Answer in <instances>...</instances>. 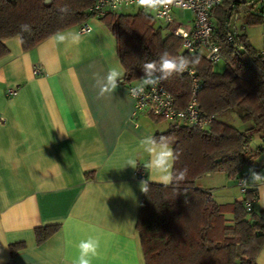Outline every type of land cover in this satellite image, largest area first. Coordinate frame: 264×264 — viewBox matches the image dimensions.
Returning a JSON list of instances; mask_svg holds the SVG:
<instances>
[{
    "label": "crops",
    "instance_id": "1",
    "mask_svg": "<svg viewBox=\"0 0 264 264\" xmlns=\"http://www.w3.org/2000/svg\"><path fill=\"white\" fill-rule=\"evenodd\" d=\"M172 16L175 25L184 27L193 18L191 12L179 10ZM85 22L88 32H80V26L63 30L82 35L78 46L57 45L50 36L25 51L17 45V37L4 41L7 53L0 58V264L10 262L11 246L17 244L23 249L12 264H71L77 255L75 244L88 235L100 239V255L93 264H145L136 231L144 197L140 182L151 175L150 184L164 185L146 166L149 157L139 150V140L165 133L170 124L163 127L165 121L143 112L133 115V100L123 80L112 95L98 98L93 73L122 65L105 24L92 17ZM262 43L264 47V33ZM37 67L40 74L35 75ZM130 158L136 160V168L127 166ZM260 163L261 157L255 171ZM139 167L145 171L143 179L135 174ZM227 182V187L212 192L221 205L239 199L231 195V190L239 189L235 181L233 185ZM249 189L257 192L255 210L264 211V189L257 191L251 185ZM222 194L230 199L225 202ZM45 226L58 230L38 245L35 229ZM262 257L264 247L255 264Z\"/></svg>",
    "mask_w": 264,
    "mask_h": 264
},
{
    "label": "trees",
    "instance_id": "2",
    "mask_svg": "<svg viewBox=\"0 0 264 264\" xmlns=\"http://www.w3.org/2000/svg\"><path fill=\"white\" fill-rule=\"evenodd\" d=\"M94 2L0 0V58L7 53L4 41L9 38L22 37L26 51L57 31L81 26L89 19L88 10ZM257 3L262 5L259 11L254 9ZM64 4L70 8L67 15L58 11ZM263 14L264 0H224L210 12L212 41L223 57V73H216L213 64L199 53L183 54L181 40L168 26L165 31L157 27L151 12L114 13L100 19L115 39L126 86L139 83L144 75L143 65L158 60L161 52L197 58L199 62L190 69L195 72L198 107L203 117L213 119L207 132L170 125L165 133L154 135L171 139L179 154L175 170L188 171L178 187L149 183L144 193L136 231L145 264H255L264 247V211L255 210V190L249 189L241 201L221 205L211 191L195 184L209 174H224L230 179L243 177L241 170L245 166L255 168L261 156L260 146L252 149L250 145L254 133L264 142V52L250 44L245 28L262 25ZM240 18L243 24L237 29L235 23ZM25 23L31 31L21 33L20 25ZM162 84L178 108L187 105L193 83L186 74L173 75ZM231 110H239L242 121L252 124L250 131L239 132L219 121ZM246 204L250 205L249 211ZM57 230V226L35 229L36 243H44ZM21 249L22 244L11 246V260ZM11 260L8 264H12Z\"/></svg>",
    "mask_w": 264,
    "mask_h": 264
},
{
    "label": "built area",
    "instance_id": "3",
    "mask_svg": "<svg viewBox=\"0 0 264 264\" xmlns=\"http://www.w3.org/2000/svg\"><path fill=\"white\" fill-rule=\"evenodd\" d=\"M224 0H165L164 4L155 8L147 9L138 6L137 0H95L89 8V18L101 19L106 15L118 13L123 9L137 8L138 10L151 12L157 22L170 28L173 33L181 40V52L186 55L194 53L201 54L204 59L211 64L224 62L218 46L212 41L213 25L210 20V12L218 8ZM175 10L189 11L192 13V21L188 27L175 25L172 13ZM264 17V14H263ZM80 32L90 31V27L84 22L79 29ZM35 75L40 74V69H34ZM193 83L191 98L183 108L176 106L175 98L165 90L162 82L155 88L148 87L144 94L134 96L132 89L138 84L128 85L126 90L128 96L133 100V115L143 112L153 118L163 119L170 125L195 127L200 131H209L212 118L203 117L197 103L198 87L195 83V72L188 69L184 72ZM11 96L16 95V91L8 92ZM261 163L256 172L264 173V142L260 145ZM136 176L143 179L145 171L139 167ZM250 179L248 176L236 178V185L239 187L243 196L249 190V185H243L241 180ZM247 210H250V205Z\"/></svg>",
    "mask_w": 264,
    "mask_h": 264
},
{
    "label": "clouds",
    "instance_id": "4",
    "mask_svg": "<svg viewBox=\"0 0 264 264\" xmlns=\"http://www.w3.org/2000/svg\"><path fill=\"white\" fill-rule=\"evenodd\" d=\"M47 2V0H46ZM165 0H137L140 7L147 9H155ZM62 15H67L70 8L64 4L58 8ZM29 24H21L20 32H30ZM57 45L64 44L66 46H78L82 40V35L75 31H57L50 37ZM17 45L23 44V38L16 41ZM197 58H189L184 56L175 57L169 52L164 51L159 55L158 60L146 62L143 65L144 75L139 79V84L132 89L134 96L144 94L148 87L155 88L162 81L168 80L173 75H179L187 71L190 67L198 63ZM124 71L118 66H111L106 73L103 70L93 73L94 87L97 89L98 98H103L106 95H112L118 88V81L123 80ZM139 150H142L149 157L147 167L152 173H155L159 182L164 186L176 185L182 181L187 175V168L175 170V164L179 159L178 152L172 147L169 137L146 136L139 140ZM127 166L136 168L137 162L135 159H129ZM250 179L241 180L243 185H251L261 191L264 189V173H258L253 169L249 170ZM149 180L152 181V176L149 175L148 180L140 182L141 191L146 193L149 187ZM77 255L72 259L71 264H93V260L100 255V239L95 235H88L86 238L79 240L75 244ZM264 264V257L258 262Z\"/></svg>",
    "mask_w": 264,
    "mask_h": 264
},
{
    "label": "rangeland",
    "instance_id": "5",
    "mask_svg": "<svg viewBox=\"0 0 264 264\" xmlns=\"http://www.w3.org/2000/svg\"><path fill=\"white\" fill-rule=\"evenodd\" d=\"M262 5L261 3H257L254 7L255 11H259L261 9ZM134 12L133 11H127V10H123L122 14L124 15H132ZM147 15L150 16V13H147ZM233 24V23H232ZM243 24L242 19L240 18V20H238L235 23V27L237 29H240L241 25ZM264 24V23H263ZM262 24V25H263ZM155 25L157 27L162 28L163 31H165V26L162 25L161 23L155 21ZM259 26H251V27H246L245 28V34L248 37V40L251 42V44L253 46H255L256 48L258 47V49H256L257 51L259 50H264V47H261L262 40H263V28H258ZM260 48V49H259ZM213 70L216 73H223L225 71V65L223 62H219L217 64H214L212 66ZM242 113L239 110H231L227 113H225L222 117L219 118V121H221L222 123L229 125L233 128H235L236 130H238L239 132H248L250 131V129L252 128V124L250 122H243L242 121ZM167 123L165 121V123L163 124V127L167 126ZM261 145V140H260V136L256 133H254L252 135V143L250 145V147L252 149H257L259 146ZM253 169L255 170L253 167L250 166H245L242 170H241V175L242 176H248L249 175V170ZM224 174H214L213 176H208V175H203L201 176L199 179H197L195 181V184L198 188L203 189V190H209L211 192H216L217 190H220L224 187H227L224 183L226 180H229V182H227L226 184H230L233 185L231 181H235V179H230L228 178L226 175ZM236 183V182H235ZM231 195L233 196H238L239 199H237V201H241L244 199V196H242V194L240 193V190L238 188H234L233 190H231ZM213 195V194H212ZM215 199V197H213ZM221 198H224V201L226 202V199H230L229 195H221ZM215 201L219 204V202L217 201V199H215ZM231 204V203H228ZM222 205H227V203H223ZM225 217L227 219H231V216L229 214H226Z\"/></svg>",
    "mask_w": 264,
    "mask_h": 264
},
{
    "label": "water",
    "instance_id": "6",
    "mask_svg": "<svg viewBox=\"0 0 264 264\" xmlns=\"http://www.w3.org/2000/svg\"><path fill=\"white\" fill-rule=\"evenodd\" d=\"M47 2H49V0H47Z\"/></svg>",
    "mask_w": 264,
    "mask_h": 264
}]
</instances>
